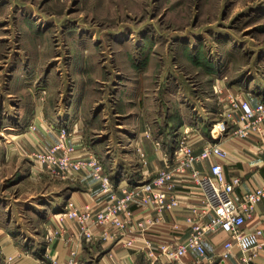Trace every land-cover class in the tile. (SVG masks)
Wrapping results in <instances>:
<instances>
[{
    "label": "rangeland",
    "instance_id": "374dc122",
    "mask_svg": "<svg viewBox=\"0 0 264 264\" xmlns=\"http://www.w3.org/2000/svg\"><path fill=\"white\" fill-rule=\"evenodd\" d=\"M248 1L0 0V92L6 97L9 77L22 70L29 90L50 105L60 109L82 93V108L93 113L128 97L126 87L136 80L153 118L170 103L195 120L213 109L220 119L218 79L251 94L247 83L264 84V8ZM115 122L106 128L117 132ZM26 165L13 155L0 159V228L14 236L30 230L36 239L41 218L33 210L21 216V202L52 192L55 180L27 173ZM22 235L19 244L32 242Z\"/></svg>",
    "mask_w": 264,
    "mask_h": 264
},
{
    "label": "crops",
    "instance_id": "0c3cea01",
    "mask_svg": "<svg viewBox=\"0 0 264 264\" xmlns=\"http://www.w3.org/2000/svg\"><path fill=\"white\" fill-rule=\"evenodd\" d=\"M248 2L252 7L264 8V0ZM22 74L21 70L20 77H16V74L9 77L5 87L8 92L6 97L1 94L2 89L0 92V121H10V124L5 123L0 129L4 131V136L0 138L2 145L0 159L9 155L24 159L27 162L25 166L27 173L33 168L31 154L37 150H47L59 139V126H66L70 131V135L66 138L67 144L92 150L100 158L115 186L131 188L152 178L155 171L164 167L166 163H172L176 140L187 132L196 152H200L203 146L212 143H218L228 151V156L223 161L224 171L227 177H241L242 182L237 188L238 191L251 190L264 185V130L244 138L236 137L231 132H222L214 126L215 121L219 119L215 109L209 113H201L195 120L192 116L184 115L182 109L176 113L172 111L173 109L170 110L172 104L169 102L172 99L166 100V103H169L166 109L169 110L158 118L157 116L153 118L150 115L152 112H147L144 98L141 97L142 94L144 95L142 84L136 80L126 87L128 97H117L110 103L101 105L100 112H97L96 108H93V113L85 107L82 108V93L74 94L65 107L57 109L54 104L50 105L48 101L43 100L39 91L37 93L33 89L29 90L27 80ZM23 78L25 80H22ZM220 81L218 79V84L214 87L218 91L217 97L223 109L227 106L226 98L229 93L252 97L253 102L264 98V84L247 83L248 89L254 88L255 94H251L250 90L238 91L233 85L222 86ZM70 94L73 95V92ZM18 95L20 97L17 103L8 98ZM112 119L116 121L114 126L117 132L106 128ZM33 124L36 125L35 130L31 129ZM98 126L100 129H97ZM157 141L159 144L156 143ZM141 152L144 154L145 163L141 160ZM216 161L218 159L212 156L197 163V167L207 171ZM54 180L55 190L35 197L40 199V206L31 207L33 200H36L34 198L21 202V216L33 210L38 212L41 218L40 225L43 229L35 234L36 239L30 230H18L19 235L14 236L7 227L0 228V264H39L51 258L64 260L70 247L76 244L77 232L75 221L59 218V213L68 198H71L77 206L85 204L101 206L105 200L99 182L95 181L88 172H80L73 179ZM174 190L181 198V205L171 212H164L156 226L142 232L130 223L118 236L83 241L80 258L93 259L95 264H163L159 260L149 258L141 249L128 247L125 242L133 237L134 242L143 239L170 242L185 237L184 232L173 230L171 225L183 221L186 216L192 214L193 208L201 204L200 190L188 174L177 179ZM10 207L8 210L12 217L16 209ZM144 207L137 205L132 207L136 217L143 216ZM56 226L63 228V234L48 240L46 237L48 230ZM245 227L246 229L264 228V198L256 205L251 217L246 220ZM22 234L24 236L29 234L28 239L32 242L22 240L23 242L19 244L18 240L21 239L19 236H23ZM227 239L226 232L211 233L205 242V255L200 256L197 251L191 250L181 259V264H239L244 252L237 246L232 249L228 258L220 259L223 244ZM9 257L12 259L9 260ZM253 264H264V250L258 252Z\"/></svg>",
    "mask_w": 264,
    "mask_h": 264
},
{
    "label": "built area",
    "instance_id": "2783aa9c",
    "mask_svg": "<svg viewBox=\"0 0 264 264\" xmlns=\"http://www.w3.org/2000/svg\"><path fill=\"white\" fill-rule=\"evenodd\" d=\"M226 103L221 118L214 125L222 132L229 131L236 137L244 138L264 130V98L253 102L252 97L229 93ZM31 129L35 130L36 125L33 124ZM58 131L59 139L47 150L31 154L33 168L30 172L37 174L43 171L53 179H73L80 172H88L99 182L105 200L101 206H77L68 198L59 218L76 222V244L70 247L64 260L51 258L39 264H95L93 259L80 258L83 241L118 236L130 223L142 232L156 226L164 212L180 207L181 198L174 188L177 179L187 174L200 190L201 204L193 208L192 214L183 221L171 225L173 230L184 232L185 237L170 242L152 239L134 242L133 237L125 242L128 247L141 249L149 258L163 264H181V259L191 250L197 251L200 256L205 255V242L209 235L223 231L228 234V239L223 244L221 260L228 258L237 246L244 252L239 264H253L258 252L264 250V228L245 227L246 220L264 198V185L238 191L241 177H227L223 161L228 151L218 143L207 144L196 152L187 132H184L176 140L174 161L158 168L149 180L129 188L114 185L100 158L92 150L67 144L66 138L70 135L68 127L59 126ZM156 143L159 144L158 141ZM140 155L145 163L144 154L141 152ZM212 156L218 161L212 163L209 170L202 171L197 167V163ZM134 205L145 206L142 217H136L132 209ZM63 232L62 227L56 226L48 230L46 237L52 240Z\"/></svg>",
    "mask_w": 264,
    "mask_h": 264
}]
</instances>
